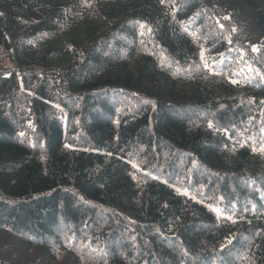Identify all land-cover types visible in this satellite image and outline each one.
<instances>
[{
  "label": "trees",
  "instance_id": "obj_1",
  "mask_svg": "<svg viewBox=\"0 0 264 264\" xmlns=\"http://www.w3.org/2000/svg\"><path fill=\"white\" fill-rule=\"evenodd\" d=\"M0 45V264H264V0H0Z\"/></svg>",
  "mask_w": 264,
  "mask_h": 264
},
{
  "label": "built area",
  "instance_id": "obj_2",
  "mask_svg": "<svg viewBox=\"0 0 264 264\" xmlns=\"http://www.w3.org/2000/svg\"><path fill=\"white\" fill-rule=\"evenodd\" d=\"M9 62V52L8 50L0 45V63L7 64Z\"/></svg>",
  "mask_w": 264,
  "mask_h": 264
},
{
  "label": "rangeland",
  "instance_id": "obj_3",
  "mask_svg": "<svg viewBox=\"0 0 264 264\" xmlns=\"http://www.w3.org/2000/svg\"><path fill=\"white\" fill-rule=\"evenodd\" d=\"M12 65H15V60L13 58H11V62Z\"/></svg>",
  "mask_w": 264,
  "mask_h": 264
}]
</instances>
